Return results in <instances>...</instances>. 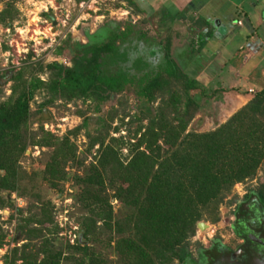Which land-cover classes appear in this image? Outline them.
<instances>
[{
	"label": "trees",
	"instance_id": "1",
	"mask_svg": "<svg viewBox=\"0 0 264 264\" xmlns=\"http://www.w3.org/2000/svg\"><path fill=\"white\" fill-rule=\"evenodd\" d=\"M3 1L0 24L7 27L16 16L15 0ZM142 1L119 0L136 15L146 13V23H153L165 33V28L160 27L167 19L144 10ZM42 17L53 21L49 13ZM146 23L126 17L106 18L92 32L81 26L80 36L85 43L79 37L68 36L55 49L56 54L68 49L69 66L58 61L46 65L29 62L9 76L11 95L0 103V191L16 188V161L26 148L24 129L30 117V102L37 92L44 95L34 114L43 113L56 100L89 101L90 115L68 134L84 129L88 149L98 143L101 154L97 164H89L84 176L74 177L79 188L74 197L87 215L81 222L82 237L74 246L66 247L67 256L63 257L62 248L45 239L34 252L25 249L29 244L21 253L14 249L10 261L5 257L6 264L18 258L22 264H36L40 253L39 264H105L94 257L88 246L89 240L96 239L97 220L103 221L107 243L114 242L116 264H264V180L248 187L233 211L231 228L243 242L236 250L243 253L233 258L236 250L217 239L206 249L195 242L196 259L189 250L197 222H217L219 207L233 186L255 179L264 167V87L220 122L219 117L223 110L230 109V104L219 83L205 86L193 72H184L170 53V37L159 41L163 48H157L153 43L158 40L144 28ZM204 38L198 37L197 52L205 44ZM27 59H33L31 53ZM27 70L29 76L25 74ZM46 71L47 78L43 80L39 73ZM123 92H130L137 100L131 123H138L134 142H128L130 158L125 164L115 146L123 142L109 138L110 127L99 115L101 104ZM157 100L160 103L154 106ZM114 116L111 113L110 120ZM206 117L211 118L213 127L199 131ZM51 139L50 134H45L41 141L33 143L51 145ZM54 145L46 177L63 178V165L75 158V148L67 136ZM107 189L124 207L119 218L112 213ZM5 202L0 200V206ZM232 202L233 198L228 200V204ZM47 213L36 216L33 223L52 222L50 211ZM27 225L20 229H25L28 243L42 237V227ZM3 240L0 230V246Z\"/></svg>",
	"mask_w": 264,
	"mask_h": 264
},
{
	"label": "rangeland",
	"instance_id": "2",
	"mask_svg": "<svg viewBox=\"0 0 264 264\" xmlns=\"http://www.w3.org/2000/svg\"><path fill=\"white\" fill-rule=\"evenodd\" d=\"M164 1L166 0H159V3L166 5ZM4 3L5 1L0 0V11L4 8ZM154 7L158 6L154 4ZM210 7L207 13L213 11L212 4ZM146 8V5H144V10ZM14 10L16 16L12 20L11 26L6 27L0 24V75H4L0 81V103L6 101L11 95L12 81L9 80V76L19 71L29 62H38L46 65L49 62L58 61L69 66L68 49L65 47L61 54H56L55 49L63 44L68 36L79 37L80 41L85 43L84 37L80 36L79 27H89L92 32L106 18L122 20L130 17L133 21L146 23V13L136 15L132 8H129L124 2H119V0H15ZM65 12L69 13V27L67 28L66 37L59 46L55 47V49L53 48L54 50L52 51L48 47L47 39L39 44L36 43L37 41H33V39L37 40L35 35L47 37L52 34L51 31L53 33L62 31L56 25L55 20L50 22L42 17L43 13H49L55 19V14L59 17ZM205 14V11L200 13L201 19L197 23L198 25L205 23ZM160 17L161 19L163 18L162 16ZM51 23L54 26L52 29L50 27ZM172 24L173 21L169 19L164 23L161 22L160 28H165L164 36L163 32L158 31L153 23L145 24L144 28L149 29V35L158 40L153 43L157 48H163V43L160 45L161 42L159 41H164V38L167 37L172 39V37L177 35L173 30L174 28H172ZM197 38H195L194 43V41L190 40L192 39L191 35L187 34L184 36L182 44L173 53V57L180 68L188 74L194 73L192 70L199 68L200 76L196 78L202 84L212 80L211 85L214 86V83H219L218 79L220 78L218 77L220 75L214 76L213 73L219 72L223 74L224 70H216L218 63L215 59V61L213 60L214 55L204 54L200 56L194 53L200 43ZM24 44L28 50L27 54L22 58L17 53L21 51ZM153 44L150 45L152 49ZM204 47L209 49V44ZM32 48L36 50V54L32 52ZM30 53L33 57L32 60L27 59ZM156 54L159 55L158 52ZM162 55L160 54L159 56ZM29 73V70L25 71L28 76ZM47 74L48 72L46 71L43 74L39 73V76L44 80L47 78ZM215 85L217 86V84ZM220 86L221 81L219 83ZM43 95V93L37 92L30 102V117L24 129L26 148L16 161V188L10 191H0V200L6 201L0 206V230L4 235L3 244L0 246V264H6V256L8 261L14 257V254H12L14 249L17 248L18 252L21 253L24 245L29 244L25 249L34 252L36 247H40L45 239L52 241L56 248H62L64 257L68 254L66 247L68 245L74 246L82 237L80 233L82 229L81 222L87 212L79 206L74 197L79 190L74 177L84 176L90 163L97 164L101 152L98 150L100 149L98 143L88 149L89 138L85 135L84 129H81L76 134L68 133L81 124L83 117L90 115V102L56 100L53 104L46 106L43 113L34 114L38 109V103L42 101ZM159 103V100H157L154 106L159 105ZM136 104L137 100L134 95L130 94V92H123L117 95L114 100L101 104V111L99 112V115L105 119V122L110 127L109 138L112 137L123 142H117L115 146L118 156L124 164L130 158L128 142H134L135 129L138 124L136 122L131 123ZM111 113L115 115L112 120H110ZM230 115V113L222 112L219 121H225ZM143 124H146V120H143ZM212 127L211 118L206 117L199 131H207ZM45 134L52 136L51 145L33 143V140L41 141ZM65 136L68 137L69 144L75 148V158L67 160L63 165V178L46 177L45 169L52 160L51 157L55 151L54 144H60ZM108 141L107 138L104 141V146ZM141 149H143V146ZM259 180H264V167L258 171L255 179L241 183V189L235 187L238 183L233 186L232 191L219 207V220L217 222L213 223L204 219L198 221L204 222L207 226L203 229H197L196 227L195 234L190 239L189 250L194 259L198 258V246L195 245V242H199L206 249L217 239L232 250H236L237 246L243 243L241 239L235 236L231 228L235 219L233 211L235 210V205L240 203L247 194V188L251 185H256ZM106 193L109 196L112 213L116 218L121 217L124 212L123 205L113 198V193L110 189H107ZM232 198L233 202L228 204V200ZM44 211H47L48 215L50 211L53 221H46V223L41 225L33 223L35 222L34 218L40 216ZM26 223L28 224L27 228L42 227V237L35 238L31 243H28L26 235L23 234L25 229L23 231L20 229V226ZM95 228L94 237L97 240H92V242L89 240L88 244L91 252H93L94 257L105 261V264H116L117 255L113 250L114 242L111 240V245L107 243V236L104 237L103 221L97 220ZM111 235L113 236L114 234L111 233ZM41 259L42 254L40 253L37 256L36 264H39ZM13 264H22V260L18 258Z\"/></svg>",
	"mask_w": 264,
	"mask_h": 264
},
{
	"label": "crops",
	"instance_id": "3",
	"mask_svg": "<svg viewBox=\"0 0 264 264\" xmlns=\"http://www.w3.org/2000/svg\"><path fill=\"white\" fill-rule=\"evenodd\" d=\"M143 0L146 9L156 15L173 21L170 52L173 56L184 36L191 35V41L204 36L205 44L194 53L211 55L218 63L214 72L220 77L222 95L230 104L226 113L241 108L254 97L255 92L264 87V0ZM154 4L158 7H154ZM213 11L207 13L210 5ZM211 8V7H210ZM206 12L204 24H197L200 13ZM166 15V16H165ZM241 22V23H240ZM150 24V23H149ZM171 25V26H172ZM165 33H163V36ZM198 39V38H197ZM204 47L205 45L208 46ZM210 56V57H211ZM214 60V61H215ZM216 67V66H215ZM224 68V69H223ZM193 74L198 77L199 68ZM222 74V75H221ZM213 77V76H212ZM212 80L203 83L210 85Z\"/></svg>",
	"mask_w": 264,
	"mask_h": 264
},
{
	"label": "built area",
	"instance_id": "4",
	"mask_svg": "<svg viewBox=\"0 0 264 264\" xmlns=\"http://www.w3.org/2000/svg\"><path fill=\"white\" fill-rule=\"evenodd\" d=\"M55 17L56 18L55 19L53 18V21L55 20L56 25L58 27H60L62 31H60V33L59 32L53 33L51 31L52 34L50 36H47V37L44 36V35L43 36H40V35L39 36H36L35 35V39H37V40H34L33 39V41L34 42L37 41L36 43H38V44L41 43V42H44V40L47 39V41H48V47H50L52 51L55 49V47L59 46V44L61 43V41L66 37L67 28L69 27L68 26L69 25V23H68V21H69V13L68 12H65V13L61 14L59 17L55 14ZM50 27H51V29L54 27L52 25V23L50 24ZM27 50H28V48L24 44V46L21 49V51L18 50L19 52L17 54L18 55H21L22 58H24L25 54H27ZM31 50H32L33 53L36 54V50H34L33 48ZM248 92H250L251 94H255L256 93L252 89H249ZM235 187H237L238 189H241L242 184L241 183H238L237 185H235Z\"/></svg>",
	"mask_w": 264,
	"mask_h": 264
},
{
	"label": "water",
	"instance_id": "5",
	"mask_svg": "<svg viewBox=\"0 0 264 264\" xmlns=\"http://www.w3.org/2000/svg\"><path fill=\"white\" fill-rule=\"evenodd\" d=\"M206 226H207V224H205L204 222H198V223L196 224L197 229H203V228L206 227ZM241 253H243V251H242V250H238V251L232 253V257H233V258H236V257H237L239 254H241Z\"/></svg>",
	"mask_w": 264,
	"mask_h": 264
},
{
	"label": "flooded vegetation",
	"instance_id": "6",
	"mask_svg": "<svg viewBox=\"0 0 264 264\" xmlns=\"http://www.w3.org/2000/svg\"><path fill=\"white\" fill-rule=\"evenodd\" d=\"M238 250H241V249H238ZM238 250H236V251H238ZM236 251H235V252H236Z\"/></svg>",
	"mask_w": 264,
	"mask_h": 264
}]
</instances>
